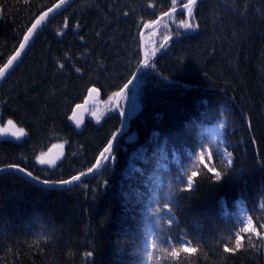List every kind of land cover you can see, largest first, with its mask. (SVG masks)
<instances>
[{
  "label": "trees",
  "instance_id": "trees-1",
  "mask_svg": "<svg viewBox=\"0 0 264 264\" xmlns=\"http://www.w3.org/2000/svg\"><path fill=\"white\" fill-rule=\"evenodd\" d=\"M59 2L0 0V69ZM187 2L77 0L58 13L0 89V168L53 182L92 169L122 127L115 93L139 68L141 32ZM144 39L147 67L120 107L136 142L121 137L69 190L0 176V264H264V0H203ZM92 89L102 98L79 135L69 118ZM14 124L25 133L12 137ZM241 206L259 239L241 232Z\"/></svg>",
  "mask_w": 264,
  "mask_h": 264
},
{
  "label": "water",
  "instance_id": "water-1",
  "mask_svg": "<svg viewBox=\"0 0 264 264\" xmlns=\"http://www.w3.org/2000/svg\"><path fill=\"white\" fill-rule=\"evenodd\" d=\"M77 0H65L64 3L59 2L57 5H55L53 8H51L47 13V16H44V19L41 21V23L39 25L36 26V28L33 30V35L31 37H29L28 42L25 44L24 49L21 51L20 48L18 51H20V56H18L16 58L15 61H13L12 65L9 66L5 73L4 76L2 78H0V87L3 85V83L13 74V72L17 69V67L21 64V62L23 61V59L25 58L26 54L28 53L31 43L33 41V39L35 38V36L41 31V29L52 19L54 18L60 11L64 10L65 8H67L69 5H71L72 3H74ZM202 0H198V2H200ZM59 5V7H57ZM181 10H187L184 7H181L180 9H177L175 11H172L166 15H164L163 17H161L157 22H155L152 25H148L146 26L141 34V41H142V53H143V63L142 65L139 67V69L137 70L136 73H134L132 79L130 80V82L126 85V87L121 91L122 95L118 96L115 102V110L117 112V114L119 115V117L122 120V128L121 130L118 132V134L115 136V139H113V141L110 143L112 145L110 151L113 150V148L115 147L116 143L118 142L119 138L124 135L128 129V121L125 119V116L120 115L121 111L119 109L120 104L122 99L124 98L125 94L133 89L135 87V82L139 76V74L141 73V71L147 66V57H146V53H145V44H144V35L145 33L155 29L159 23L161 22V20H163L164 18H166L168 15H171L175 12H179ZM175 40V38H169L167 39V42L164 43V45H166L168 42ZM24 43V41H23ZM163 45V47H164ZM163 47L160 51V53L163 50ZM101 92L97 89H92L86 99V101H84L83 104L79 105L80 107H76L75 110L72 113L71 117H74V119L69 120L71 126L76 130V132L81 135L84 132L85 126H86V121L87 118L90 114V107L93 106V104L96 101H99L101 99ZM77 121H79V127H77ZM136 139L135 135H133L129 141L133 142ZM107 153V152H106ZM105 152L103 153V156L106 154ZM102 156V157H103ZM100 161L101 159H99V165L96 164V166L94 167L93 170L84 173L82 175H79L80 179L78 181H73V183L71 185H62L61 186V182L60 183H55L56 185H51V184H44L42 183L41 179H34L32 177H29L26 175V173H28L27 171L25 172H20L18 169V167H6V168H2L0 170V176L6 173H14V174H18L21 177H23L24 179H26L27 181L41 187L44 189H49V190H62V189H70L74 186H76L77 184H79L80 182L89 179L91 177H94L95 175H97L98 173H100L102 171V169L104 167H102L99 170V166H100Z\"/></svg>",
  "mask_w": 264,
  "mask_h": 264
},
{
  "label": "snow or ice",
  "instance_id": "snow-or-ice-1",
  "mask_svg": "<svg viewBox=\"0 0 264 264\" xmlns=\"http://www.w3.org/2000/svg\"><path fill=\"white\" fill-rule=\"evenodd\" d=\"M64 2H65V0H61V3H64ZM197 4H198V0H188V2H187L186 4H184V8L187 9V15H188V17H192V16H193V9H194V7H195ZM57 7H59V5H58ZM44 16H47V13H44L43 16H41L39 19H37L36 22H35V24L32 25V28L29 29V31L27 32V34L24 36V38H23L24 43H21L20 46H19L21 51L24 49L25 44H26V43L28 42V40H29V37H31V36L33 35V30H34V29L36 28V26L39 25V24L41 23V21L44 19ZM182 26H183V28L185 29L186 32H188V31L195 32V31L198 30V28H199V25H198V24H193V23H191V22H183V21H182ZM165 42H167V41H165ZM18 56H20V51H17V52L15 53V55H13V56L8 60L7 64L4 66V68H3V69H0V78H2V77L4 76V73H5L6 69H7L9 66L12 65L13 61H15L16 58H17ZM61 67H63V65H61ZM76 71L79 72L80 69L77 68ZM165 79H166V78H165ZM115 95H116V96H120V95H122V93H121V92H117V93H115ZM77 107H80V106L77 105ZM120 115L123 116V115H125V113H124V112H121ZM71 119H74V117H71ZM8 124L11 125V124H12V121L9 120V121H8ZM77 127H79V121H77ZM22 131H23V130H21V132H22ZM17 139H19V137H17ZM113 139H115V137H113ZM111 147H112V145L109 144L108 147H106V148L104 149V152H105V153H106V152H109V149H110ZM229 155H231V153H229ZM101 156H103V153H101ZM44 162H45V161L41 160V163H44ZM96 163H97V165H99V161H97ZM229 163H231V161H229ZM13 167H14V166H13ZM18 170H19L20 172H25V170H24L23 168H20V169H18ZM0 171H2V170H0ZM89 171H91V169H90ZM209 171L211 172V171H213V170L210 168ZM26 175L29 176V177H32V174H31L30 172H29V173H26ZM215 175H216V177H217V182H218V183L221 182L222 177H221L220 173H219V172H216ZM196 176H197V172L193 171V172L191 173V177L189 178V184L192 183V178H194V177H196ZM32 178L37 179L36 177H32ZM79 179H80L79 176H74L71 180H66V181L61 182V186H62V185H71V184L73 183L74 180H75V181H78ZM41 182L44 183V184H46V185H48V184L56 185L55 182H49V181H47V180H45V181H41ZM188 190L191 191L190 188H189ZM168 211L171 212L172 209H171V208H168ZM185 250L187 251L188 249H185ZM192 250L194 251V249H192Z\"/></svg>",
  "mask_w": 264,
  "mask_h": 264
},
{
  "label": "rangeland",
  "instance_id": "rangeland-1",
  "mask_svg": "<svg viewBox=\"0 0 264 264\" xmlns=\"http://www.w3.org/2000/svg\"><path fill=\"white\" fill-rule=\"evenodd\" d=\"M14 129L10 132V134H12V137L14 136H17V133L19 134H24L25 131L20 128L19 126H17L16 124H14ZM219 129H220V126L219 125H216L213 130V134H212V138L219 141L220 140V133H219ZM21 130H23L21 132ZM61 145L62 143H58L57 145L54 146V148H57L58 150L61 149ZM64 148V147H63ZM46 155V153H42L38 156V161L41 163V160L42 158ZM244 225H245V229L252 232L253 231V228H252V225H251V222L249 221V219L247 217L244 218Z\"/></svg>",
  "mask_w": 264,
  "mask_h": 264
},
{
  "label": "bare ground",
  "instance_id": "bare-ground-1",
  "mask_svg": "<svg viewBox=\"0 0 264 264\" xmlns=\"http://www.w3.org/2000/svg\"><path fill=\"white\" fill-rule=\"evenodd\" d=\"M142 63H143V62H142V60H141V62L139 63L138 67H140V66L142 65ZM138 69H139V68H138ZM138 69H137V70H138ZM136 72H137V71H136ZM139 75H140V74H139ZM129 82H130V81H129Z\"/></svg>",
  "mask_w": 264,
  "mask_h": 264
},
{
  "label": "flooded vegetation",
  "instance_id": "flooded-vegetation-1",
  "mask_svg": "<svg viewBox=\"0 0 264 264\" xmlns=\"http://www.w3.org/2000/svg\"><path fill=\"white\" fill-rule=\"evenodd\" d=\"M123 137H124V136H123ZM123 137H122V138H123ZM126 138H127V137H126ZM125 140H126V139H125ZM126 141H127V140H126Z\"/></svg>",
  "mask_w": 264,
  "mask_h": 264
}]
</instances>
